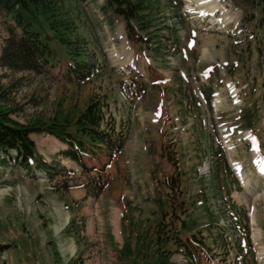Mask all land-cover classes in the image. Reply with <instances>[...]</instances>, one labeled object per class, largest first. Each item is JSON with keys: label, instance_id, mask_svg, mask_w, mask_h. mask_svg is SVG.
Returning a JSON list of instances; mask_svg holds the SVG:
<instances>
[{"label": "rangeland", "instance_id": "rangeland-1", "mask_svg": "<svg viewBox=\"0 0 264 264\" xmlns=\"http://www.w3.org/2000/svg\"><path fill=\"white\" fill-rule=\"evenodd\" d=\"M259 1L149 0L154 33L137 31L154 36L149 46L106 0L66 1L65 34L80 49L70 54L97 66L86 81L67 73L56 39L38 71L0 66V120L35 127V153L52 167L36 159L8 172L0 159L10 177L0 182V264H183L181 251L188 264H264ZM8 36L0 16V53ZM97 97L123 148L108 162L96 147L84 173L49 131L60 125L86 148L73 123ZM96 177L103 191L84 199Z\"/></svg>", "mask_w": 264, "mask_h": 264}, {"label": "trees", "instance_id": "trees-1", "mask_svg": "<svg viewBox=\"0 0 264 264\" xmlns=\"http://www.w3.org/2000/svg\"><path fill=\"white\" fill-rule=\"evenodd\" d=\"M66 1L81 3L86 0H0V16L4 17L9 33L0 53V66L15 71H38L48 65L52 51L49 43L56 39L66 46L68 49H66V55L71 57L67 62V73L74 76L78 82L88 79L97 66L94 67L87 57L77 58L70 54L72 49L75 52L80 49L77 45L72 46L74 42L65 34L66 31H68L67 34L74 33L70 29L72 26L67 23L69 17L66 15L69 9L66 6ZM148 1L107 0L112 11L122 16L126 21L130 36L138 38L145 46L151 45L154 36L151 38L141 37L137 31L151 27L150 23L144 20L151 10ZM259 4H261L262 12L260 24L264 27V0H260ZM48 31L53 33L50 34ZM149 31L154 33L153 29ZM106 106V100L103 98L97 97L90 100L73 123L81 138L86 139H83L84 142L89 144L86 148L82 147L84 145L82 140H78L77 136L67 132L60 125L50 127V134L68 144V150L62 154L77 162L81 167L85 166L82 160L83 156L94 159L100 157L96 147L101 149V153H104V157L108 161L123 148L122 131L114 129V121L111 120L109 124L105 121ZM103 124H106L108 128L103 129ZM34 130L35 127H29V125H17L9 120H0V151L14 150L20 161L28 166L31 161L34 162L38 159L35 153V144L29 137ZM38 162L44 164L40 158ZM87 170L88 168L85 166V171ZM90 170L96 169L92 167ZM103 171L101 168L98 173ZM92 181L90 185L98 187V193H101L106 182L103 180L102 183H98L97 177L92 178Z\"/></svg>", "mask_w": 264, "mask_h": 264}, {"label": "crops", "instance_id": "crops-1", "mask_svg": "<svg viewBox=\"0 0 264 264\" xmlns=\"http://www.w3.org/2000/svg\"><path fill=\"white\" fill-rule=\"evenodd\" d=\"M2 192H4V191H0V193H2ZM54 264H56V262H53Z\"/></svg>", "mask_w": 264, "mask_h": 264}, {"label": "bare ground", "instance_id": "bare-ground-1", "mask_svg": "<svg viewBox=\"0 0 264 264\" xmlns=\"http://www.w3.org/2000/svg\"><path fill=\"white\" fill-rule=\"evenodd\" d=\"M261 167H263V166H261ZM262 169H264V167H263ZM262 169H261V170H262Z\"/></svg>", "mask_w": 264, "mask_h": 264}]
</instances>
